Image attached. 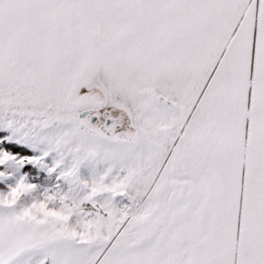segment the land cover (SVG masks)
I'll use <instances>...</instances> for the list:
<instances>
[{
	"label": "snow or ice",
	"instance_id": "snow-or-ice-1",
	"mask_svg": "<svg viewBox=\"0 0 264 264\" xmlns=\"http://www.w3.org/2000/svg\"><path fill=\"white\" fill-rule=\"evenodd\" d=\"M0 264H264V0H0Z\"/></svg>",
	"mask_w": 264,
	"mask_h": 264
}]
</instances>
